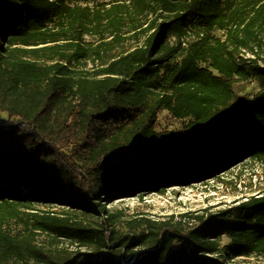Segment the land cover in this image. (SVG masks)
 I'll return each instance as SVG.
<instances>
[{
	"label": "trees",
	"instance_id": "16d2710c",
	"mask_svg": "<svg viewBox=\"0 0 264 264\" xmlns=\"http://www.w3.org/2000/svg\"><path fill=\"white\" fill-rule=\"evenodd\" d=\"M94 1L0 0V264H226L264 254V192L193 217L199 226L185 234L153 225L133 241L115 236L118 211L106 207L264 164V0L80 5ZM135 17L147 22L133 47L103 59L111 43L82 41L102 28L118 44ZM245 50L262 64L245 63ZM96 61L92 72L75 68ZM252 78L259 91L238 96L236 82ZM163 110L187 123L157 131ZM39 235L85 252L45 247ZM222 236L230 242L220 249Z\"/></svg>",
	"mask_w": 264,
	"mask_h": 264
},
{
	"label": "rangeland",
	"instance_id": "374dc122",
	"mask_svg": "<svg viewBox=\"0 0 264 264\" xmlns=\"http://www.w3.org/2000/svg\"><path fill=\"white\" fill-rule=\"evenodd\" d=\"M114 4L129 5V0H95L87 5L83 3L80 5L102 11ZM150 19L149 16L148 20ZM136 21H138V28L135 31L132 30L131 24L126 22L121 33L123 41L118 44L113 42L109 34L102 33V28H98L97 32L83 35L82 41L84 44L94 46L111 43L108 46H103V48L111 47L103 54V59H106L108 55H114L121 49H128L136 45L133 35L135 32L144 29L147 20L137 17ZM66 25L68 26V24ZM214 35L221 37L222 33L215 32ZM69 36H76V33L69 32ZM241 56L245 63L251 62L253 64L252 61H254L256 64H262V61L258 60L248 50L242 52ZM101 65V61H96L95 63L88 62L86 65H75V68L92 72L99 69ZM235 91L238 96L250 98L259 91V83L254 78L243 83L238 81L235 85ZM7 118L6 113L0 112V120ZM186 123L187 121L173 119L169 112L163 110L159 114L156 130L178 132ZM262 192H264V164L248 161L243 166L231 168L184 187H170L163 193L149 192L139 197L115 200L111 203L106 202V207L118 211V219L114 225L115 236L121 235L127 240L133 241L137 240L142 232L147 233L153 225L158 227L161 224H168L172 228L171 231L177 230L181 234H185L190 229L199 226L198 221L193 217L203 216L206 219L211 214L232 209L240 201ZM38 208L43 209L45 207L39 205ZM36 240L45 247L64 246L69 247L72 251L78 249L80 252H85L76 245L65 242L63 238L51 240L45 235H39ZM229 242L230 240L226 236H222L218 242L219 248L222 249ZM226 264H264V254L239 256L229 259Z\"/></svg>",
	"mask_w": 264,
	"mask_h": 264
},
{
	"label": "built area",
	"instance_id": "2783aa9c",
	"mask_svg": "<svg viewBox=\"0 0 264 264\" xmlns=\"http://www.w3.org/2000/svg\"><path fill=\"white\" fill-rule=\"evenodd\" d=\"M183 45H184V42H183Z\"/></svg>",
	"mask_w": 264,
	"mask_h": 264
}]
</instances>
